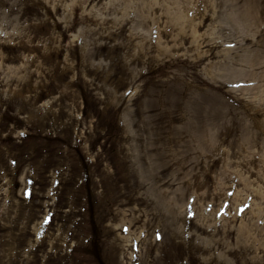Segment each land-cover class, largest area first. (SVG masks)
I'll return each mask as SVG.
<instances>
[{"label": "rangeland", "instance_id": "1", "mask_svg": "<svg viewBox=\"0 0 264 264\" xmlns=\"http://www.w3.org/2000/svg\"><path fill=\"white\" fill-rule=\"evenodd\" d=\"M0 264H264V0H0Z\"/></svg>", "mask_w": 264, "mask_h": 264}]
</instances>
